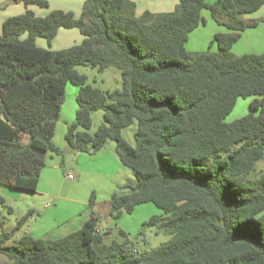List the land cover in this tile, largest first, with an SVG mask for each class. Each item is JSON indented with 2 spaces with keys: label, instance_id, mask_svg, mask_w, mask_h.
Segmentation results:
<instances>
[{
  "label": "trees",
  "instance_id": "1",
  "mask_svg": "<svg viewBox=\"0 0 264 264\" xmlns=\"http://www.w3.org/2000/svg\"><path fill=\"white\" fill-rule=\"evenodd\" d=\"M23 1L26 11L7 18L0 33V184L37 190L47 153L59 151L53 136L71 82L79 86L78 108L67 142L95 154L113 140L120 161L137 174L112 194L110 215L118 220L154 203L165 215L144 226L170 237L135 250L119 229L122 240L107 242L111 230L100 228L92 193L90 218L63 237L25 235L8 244L3 232L0 254L8 264H264V172L251 176L264 158V53H232L241 33L258 24L245 15L264 0H179L171 12L140 15L133 0H85L79 16H38L28 6L48 1ZM204 10L228 31L215 35L217 52H190L186 43L205 23ZM61 28H78L84 38L60 50L37 44L39 37L50 43ZM77 65L118 68L122 87L105 93L87 84ZM247 97H255L252 112L227 122ZM97 110L103 122L91 134ZM134 120L132 146L122 130Z\"/></svg>",
  "mask_w": 264,
  "mask_h": 264
},
{
  "label": "rangeland",
  "instance_id": "2",
  "mask_svg": "<svg viewBox=\"0 0 264 264\" xmlns=\"http://www.w3.org/2000/svg\"><path fill=\"white\" fill-rule=\"evenodd\" d=\"M47 1L48 6L46 7L30 5L28 8L38 16H46L54 10L72 11L78 14L81 9L79 2H82L81 6L83 7L85 0ZM215 1L217 0H209L211 3ZM0 6V12H3L5 5ZM22 6L27 9L23 0ZM203 17L205 23L189 34L186 49L190 52L208 50L217 52L218 46L214 42L215 35L219 33L217 29L222 28L226 31V28L217 23L208 10L203 11ZM62 30L71 29L64 28ZM26 37V33L21 36L22 39ZM78 43L80 42H77L76 36L71 33L58 32L50 43L45 38L38 39V45L51 47L55 50L66 49ZM75 69L86 77L87 84L101 89L105 93L122 87L121 70L118 68L109 67L104 71H99L95 67L77 65ZM78 91V85L67 83L64 103L53 136V141L59 151L47 153L46 166L37 190L27 191L0 184V197L4 201L0 202V235L5 232L11 236L8 244L18 243L25 235L49 239L63 237L79 229L82 223L89 219L90 209L85 208H82L77 218L73 217L78 207V204L74 202L83 200L89 203L94 192L96 204L93 210L100 218V228L111 230L107 242L113 239L122 240V236L119 234V229H122L139 249H150L160 245L170 236L164 232H158L156 226H144V223L149 221L153 215H165L164 211L154 203L137 205L133 213H125L118 220L110 215L109 200L112 194L126 182L134 183L137 180L136 172L125 166L116 154V142L107 141L105 146L95 154L67 152L69 143L66 140V133L68 126L76 119ZM254 98H239L226 121H235L252 112L250 103ZM103 116L102 110L92 113V127L88 130L91 134H94L102 124ZM137 128L138 122L134 120L132 124L122 130V137L132 146H135L134 134ZM78 130L84 131V128L79 127ZM262 169H264V158L256 163L251 176H258L262 173ZM69 174L76 176V184L69 179ZM30 211L32 213L27 221L18 227L20 220ZM8 263H10V259L6 255L0 254V264Z\"/></svg>",
  "mask_w": 264,
  "mask_h": 264
},
{
  "label": "crops",
  "instance_id": "3",
  "mask_svg": "<svg viewBox=\"0 0 264 264\" xmlns=\"http://www.w3.org/2000/svg\"><path fill=\"white\" fill-rule=\"evenodd\" d=\"M133 1L136 3L137 15L142 14L144 11H151L154 13L171 12L176 8V6L179 3V0H133ZM79 3L82 4V2H79ZM81 4H79V6L81 7V9L79 10L80 12L78 11L79 12L78 14L73 12L76 16H79L81 14V11H82ZM0 5L2 6L5 5V10H4L5 12L4 11L0 12V31L2 30V25L7 18L20 15L24 13L26 10V8L22 6V0H0ZM246 15L247 17L245 18L248 21H257L258 24L257 26L250 27L241 33L240 39L232 47V53L237 56L243 55V54H249V53H256V54L264 53V5L259 10L253 13L246 14ZM223 27L226 28L225 26ZM62 29L64 28H61L59 30V33H71L72 35L76 36L77 42H81L84 38L83 34L78 28H66V29H71V30H62ZM217 30H219L218 31L219 33L228 31L227 28H226V31L222 28H219ZM39 38H37L36 40L37 44H38ZM39 43L41 44V42ZM238 43H242V44H238ZM40 44L39 46H42ZM237 45H240V46H237ZM73 153H83V152H79L75 150V152ZM44 167L41 170L40 178L42 177V172L44 170ZM105 170H106V167H105ZM261 172H264V169H262ZM69 179L74 181V184H76L75 175H74V178L72 179L69 178ZM74 203L78 204L77 211H75V213L73 214L74 218H77L79 216V212L82 210V208L89 209L88 207L89 203L87 201L75 200ZM89 218H90V212H89ZM81 226L79 228H81Z\"/></svg>",
  "mask_w": 264,
  "mask_h": 264
},
{
  "label": "water",
  "instance_id": "4",
  "mask_svg": "<svg viewBox=\"0 0 264 264\" xmlns=\"http://www.w3.org/2000/svg\"><path fill=\"white\" fill-rule=\"evenodd\" d=\"M67 152H70V153L75 152V149L71 144H69V149L67 150Z\"/></svg>",
  "mask_w": 264,
  "mask_h": 264
},
{
  "label": "built area",
  "instance_id": "5",
  "mask_svg": "<svg viewBox=\"0 0 264 264\" xmlns=\"http://www.w3.org/2000/svg\"><path fill=\"white\" fill-rule=\"evenodd\" d=\"M69 178H71V179L74 178V175L73 174H69ZM134 249L137 250L138 247L136 245H134Z\"/></svg>",
  "mask_w": 264,
  "mask_h": 264
}]
</instances>
